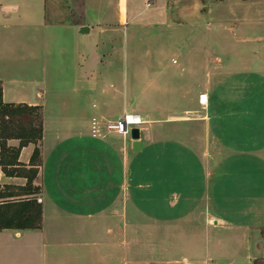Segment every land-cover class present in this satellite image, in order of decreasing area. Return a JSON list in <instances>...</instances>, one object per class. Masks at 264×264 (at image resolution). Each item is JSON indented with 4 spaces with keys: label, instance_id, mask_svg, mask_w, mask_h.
<instances>
[{
    "label": "crops",
    "instance_id": "obj_1",
    "mask_svg": "<svg viewBox=\"0 0 264 264\" xmlns=\"http://www.w3.org/2000/svg\"><path fill=\"white\" fill-rule=\"evenodd\" d=\"M206 6L189 17L186 0H0L1 97L39 106L42 127L18 154L36 168L38 192L0 199H38L40 225L0 229V264L135 263L143 188L161 202L177 194L181 219L203 205L211 222L194 231L193 256L166 264H219L209 231L221 221L264 226V0ZM223 44L236 46L219 53ZM123 112L141 117L137 151L130 138L123 148L89 134L92 117ZM25 183L0 171L2 192ZM226 255L224 264H248Z\"/></svg>",
    "mask_w": 264,
    "mask_h": 264
},
{
    "label": "rangeland",
    "instance_id": "obj_2",
    "mask_svg": "<svg viewBox=\"0 0 264 264\" xmlns=\"http://www.w3.org/2000/svg\"><path fill=\"white\" fill-rule=\"evenodd\" d=\"M186 2L192 7L190 12H187V16L199 15L200 12L204 15L208 0H186ZM208 31L210 29L203 28L202 35H209ZM224 31L225 29L218 28L215 32L217 36L225 37ZM243 32L239 30L237 35L241 36ZM202 45L203 47L208 46L204 43ZM147 46L146 42H144L139 44L137 49L138 51H144ZM222 46L223 48L219 47V53L229 51L230 48L236 45L228 44L226 46L223 44ZM106 137L115 138L119 146L125 147V145H122L125 138L120 135L109 133L104 138ZM139 180L141 179L139 178ZM146 190V188L139 190V197L144 199L136 205L138 211L137 223H135L136 233L130 237L132 238L134 249H136L131 254V257L136 260L133 264H166L167 262L160 261L164 259L165 255H169L168 257L170 258H177L176 260L179 259V262L193 256L194 252L191 248L195 242L194 231L200 230L202 225L211 226L208 216L204 213L203 205L197 204L196 210L198 212L196 211L195 215H188L186 219H181V217L185 216L183 213L181 215V212H178L179 210L173 212V209H176L174 205L177 202L171 204L174 199L178 200L177 194L172 195L169 199L167 198V201L161 202L160 199L155 198V191L152 190L149 193ZM168 206L171 207L168 208ZM126 208L124 201H122L123 215L126 214V210L129 214L130 205H126ZM200 211L202 212L200 213ZM241 219L234 218L235 221H230V228H226L227 222L221 221V226L215 228L216 230L209 231L212 240V243L210 242L212 245L210 246L212 250L215 248V251H213L214 259H217L219 264L226 263L228 258L224 259L225 254H228L226 256H229V254L239 255L240 260H244L248 264H252V262L264 263V226H258L252 219L243 221ZM262 225L264 224L262 223ZM222 226L225 228H220ZM233 231L234 233L232 234ZM244 231L247 233L246 240L249 244V257H246L245 250L242 253V248L237 246L241 245L243 241L242 232ZM169 248L170 250L166 254Z\"/></svg>",
    "mask_w": 264,
    "mask_h": 264
},
{
    "label": "trees",
    "instance_id": "obj_3",
    "mask_svg": "<svg viewBox=\"0 0 264 264\" xmlns=\"http://www.w3.org/2000/svg\"><path fill=\"white\" fill-rule=\"evenodd\" d=\"M39 106H29L23 103H6L1 97L0 86V171L7 176H23L26 183L23 187L5 185L7 192L0 189V199L11 197L15 192L31 194L38 192L33 187L36 168L26 169L18 162L20 149L28 143L37 144L42 136L41 114ZM9 138H17L19 145H7ZM39 158V149L35 147L30 162L33 164ZM41 220V204L36 198H25L19 201L0 200V229L37 228Z\"/></svg>",
    "mask_w": 264,
    "mask_h": 264
},
{
    "label": "built area",
    "instance_id": "obj_4",
    "mask_svg": "<svg viewBox=\"0 0 264 264\" xmlns=\"http://www.w3.org/2000/svg\"><path fill=\"white\" fill-rule=\"evenodd\" d=\"M208 100L206 93L199 95L201 105H206ZM142 123L141 117L135 112H123L115 119H100L92 117L89 122V133L93 137L103 138L109 133L120 135L123 138H130V131L133 127H139Z\"/></svg>",
    "mask_w": 264,
    "mask_h": 264
},
{
    "label": "water",
    "instance_id": "obj_5",
    "mask_svg": "<svg viewBox=\"0 0 264 264\" xmlns=\"http://www.w3.org/2000/svg\"><path fill=\"white\" fill-rule=\"evenodd\" d=\"M140 131L138 127H133L130 131V139L132 140V150L137 151L140 148Z\"/></svg>",
    "mask_w": 264,
    "mask_h": 264
}]
</instances>
